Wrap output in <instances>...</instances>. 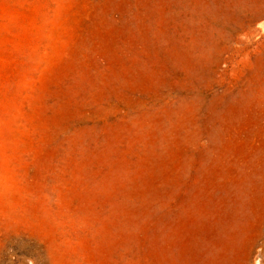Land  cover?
I'll return each mask as SVG.
<instances>
[{
    "label": "rangeland",
    "instance_id": "obj_1",
    "mask_svg": "<svg viewBox=\"0 0 264 264\" xmlns=\"http://www.w3.org/2000/svg\"><path fill=\"white\" fill-rule=\"evenodd\" d=\"M0 264H264V0H0Z\"/></svg>",
    "mask_w": 264,
    "mask_h": 264
}]
</instances>
